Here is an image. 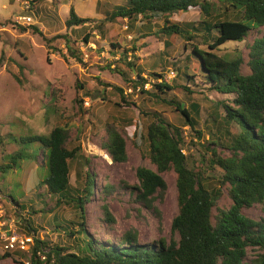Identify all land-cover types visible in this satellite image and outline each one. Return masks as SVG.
<instances>
[{"label":"trees","instance_id":"1","mask_svg":"<svg viewBox=\"0 0 264 264\" xmlns=\"http://www.w3.org/2000/svg\"><path fill=\"white\" fill-rule=\"evenodd\" d=\"M40 1L30 0L28 8ZM190 7L199 8L203 16L200 21L173 22L168 19ZM95 9L102 17L93 21L94 28L84 32L82 43H88L94 29L103 36L108 23H125L126 28L133 31L131 50L136 49L137 39L149 36L162 38L166 48L162 54L166 56L171 39L180 38L183 48L190 47V62L183 67H174L176 74L171 82L164 80L169 63L166 58L160 56L165 66L159 73L149 71V77L157 81L152 84L158 91L154 94L157 100L166 94L165 91L182 94V98L173 101L180 116L176 117L178 124H175L160 112H142L150 118L144 139L146 155L155 170L138 166L135 170L138 184L129 187L130 196L140 207L156 211L154 202L163 197L167 188L162 173L175 172L177 212L170 224V241L160 238L158 241L140 242L136 233L131 231L113 241L110 235L102 239L88 232L85 204L93 196L95 174L88 167L89 159L82 153L81 145L69 146L70 129L59 125L48 134L0 133V174L4 175L25 159L40 157L38 167H46L47 173L38 180L39 187L55 199V206L66 204L77 209L76 220L54 225L61 229L62 235H59L64 238L59 239L61 242L51 243L37 236L38 226L24 219L25 234L32 237L29 250H7L1 257L11 258V263L7 264H25L20 260L25 254L28 256L27 264H264V210L257 220L243 213L244 209L255 204L264 205V32L260 30L264 27V0H97ZM91 21V18L79 16L70 6L64 26L67 29L84 27ZM19 28L22 31L27 29L25 26ZM252 29L261 35L249 45L245 63L242 57L229 60L218 53L219 47L229 41H244ZM31 30L40 33L37 26H32ZM58 38L63 40L68 55L81 63L78 34L65 32L54 36V40ZM108 45L111 54L115 53L116 47L121 48L117 40L110 41ZM126 52L127 49L123 48L118 59H126ZM20 55L23 56L22 53ZM136 60L138 57L133 56L132 61L124 63L135 73L133 86L139 85L141 89L145 81L141 76L144 69ZM18 67L24 69L23 65ZM155 67H158L157 63H153ZM244 68L247 70L243 71ZM115 69L125 75L122 69ZM189 85L194 86L198 94L216 92L228 99L227 103L224 100L214 103L213 111L203 121L209 134L206 143L212 147L206 151L212 159L214 157L208 162L222 170L221 178L215 179L217 188L206 182L202 172L194 168L198 165L196 158L183 153V146L189 138L184 126H188L198 141L202 138L201 130L197 129L200 104L191 100L194 90ZM112 87L120 92L122 101L129 103L120 87ZM160 101L168 104L164 98ZM47 108L46 113L50 106ZM219 108L222 112L218 111ZM232 124L238 132H230ZM105 132L100 148L112 162H126L123 135L113 122L105 123ZM219 145L228 146L232 155L221 158L216 152ZM72 160H76L78 167L75 184L70 182ZM221 189L226 190L230 199L228 206L217 204ZM113 191L112 185H102L103 201L99 210L108 230L115 223L107 201ZM15 203L20 207L19 202ZM28 209L36 213L33 208ZM249 250L254 251L250 258Z\"/></svg>","mask_w":264,"mask_h":264},{"label":"rangeland","instance_id":"2","mask_svg":"<svg viewBox=\"0 0 264 264\" xmlns=\"http://www.w3.org/2000/svg\"><path fill=\"white\" fill-rule=\"evenodd\" d=\"M96 1L41 0L29 9L16 0H0V58L3 56L0 60V133L12 131L21 135L48 134L55 126L68 127L69 146L81 145L82 153L89 159L88 167L95 174L93 196L85 204L88 232L102 239L110 235L116 241L125 232L131 231L136 233L140 242L158 241L160 238L169 242L171 220L177 212L175 172L169 170L162 173L167 188L163 197L154 202L156 211L140 207L134 197L130 196L129 187L138 184L135 176L138 166L155 170L146 155L144 139L150 118L142 112H160L175 124H178L176 117L180 116L175 111L173 101L182 98V94L165 91L166 94L160 95L157 100L154 94H158V91L152 86L156 80L149 77V71L155 70L159 73L160 68L165 66L160 56L164 57L169 62L164 80L171 82L176 74L174 67H183L190 62V47L183 48L180 38L171 39L169 54L166 56L162 54L166 50L162 38L149 36L137 39V47H134L136 49L131 50L133 31L127 29L125 23H108L103 36L94 29L88 43H82L84 32L93 26L95 19L102 17L95 9ZM70 6L74 7L79 16L91 18L92 21L84 27L65 28L64 20ZM16 15L30 16L31 22L26 25L17 24L14 21ZM202 18L198 7H190L187 11L168 17L173 22H194ZM21 26H25L26 31H22L19 28ZM32 26H37L40 33L33 32ZM260 30L264 32V27ZM65 32L78 34L81 63L68 55L61 38L54 40V36ZM260 35L256 29H252L244 41H229L217 51L229 60L242 57L245 63L249 45ZM113 40H117L121 48L116 47L113 51L115 53L111 54L108 44ZM123 48L127 49V58L120 60L118 58L123 54ZM133 56L138 57L136 63L141 64L144 69L141 76L145 81L141 89L139 85L133 86L135 73L124 63L126 60L132 61ZM153 63H157L159 68H153ZM18 65H23L24 69L20 70ZM115 68L125 71V75ZM112 85L122 89L121 92L129 103L121 100L120 92ZM189 86L194 90L191 100L200 104L197 129L201 130L202 138L198 141L188 126H184L183 130L189 133V138L188 144L183 146V153L196 158L198 165L194 168L202 172L206 182L217 188L215 179L221 178L222 170L218 165L212 166L208 162L214 160V157L212 159L206 151L212 147L206 143L209 134L204 129L203 121L213 111L214 103L220 100L227 103L228 99L226 95L216 92L198 94L194 86ZM160 98H164L169 105L160 101ZM47 106H50L48 113ZM218 111L222 112V108ZM112 122L125 138L127 161L124 163L112 162L99 146L100 141L106 137L105 123ZM229 130L231 133L238 132L234 124L230 125ZM5 152L4 150L3 154ZM216 152L221 158L232 155L230 148L225 145L216 147ZM39 163L40 157L35 160L25 159L4 175L0 174V264L11 263L10 257H1L7 251L3 248V234H25L22 226L24 219H28L33 226H38L37 236L54 243L61 242L59 239L64 238L61 236V229L54 225L76 220L78 215V210L70 205L55 206V199L46 195L44 188L39 187L38 180L47 173L46 167H38ZM71 167L70 182L75 184V171L78 168L76 160L71 161ZM104 184L114 187L112 196L107 198L115 218V223L109 230L101 220L99 210L103 201L101 191ZM15 202H19L20 207ZM229 202L226 190L221 189L217 204L223 207L228 206ZM29 207L36 213L30 212ZM40 209L43 211H39ZM263 210L264 205L255 204L244 209L243 213L257 220L263 215ZM253 254V250L248 251L249 258ZM20 260L27 264L28 256L25 254Z\"/></svg>","mask_w":264,"mask_h":264},{"label":"built area","instance_id":"3","mask_svg":"<svg viewBox=\"0 0 264 264\" xmlns=\"http://www.w3.org/2000/svg\"><path fill=\"white\" fill-rule=\"evenodd\" d=\"M20 2L25 8H28L30 0H16ZM14 21L17 24H27L31 22L30 16L16 15L14 16ZM3 248L5 250H29L32 243V237L26 234L17 235L14 232H7L3 234Z\"/></svg>","mask_w":264,"mask_h":264}]
</instances>
